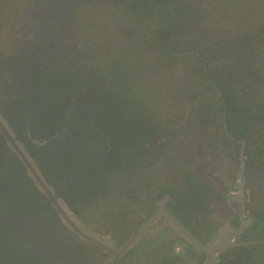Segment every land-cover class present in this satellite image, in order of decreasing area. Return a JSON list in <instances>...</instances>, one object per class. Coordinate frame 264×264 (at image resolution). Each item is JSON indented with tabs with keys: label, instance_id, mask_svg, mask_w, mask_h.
Instances as JSON below:
<instances>
[{
	"label": "trees",
	"instance_id": "1",
	"mask_svg": "<svg viewBox=\"0 0 264 264\" xmlns=\"http://www.w3.org/2000/svg\"><path fill=\"white\" fill-rule=\"evenodd\" d=\"M106 1L128 19L122 33L127 37L135 35L130 47L124 44L123 51L128 48L124 56L122 50L91 55L59 51L55 57L48 56L47 64L33 61L29 65L32 79L28 93L24 82L21 88L13 85L12 97L1 115L55 195L84 223V228L94 234H110L112 244L118 247L134 232L130 230L135 218L128 215L129 197H136V203H141L140 186H145L151 197L169 194L172 212L189 226L188 195L177 192L166 175L154 176L156 171L151 177L143 169L152 166L142 155L148 145L159 137H172L171 134L180 132L173 129L175 124L170 118L163 121L166 127L157 121L168 117L170 112L181 113L184 111L181 107L187 105L196 110L204 103L207 115L202 122L204 132L221 133L218 138L228 144L231 139L223 129L225 124L228 132L244 143L245 164L250 161L264 164V142H259L260 134L255 137L252 132L255 128L260 132L264 127V66L260 65L264 57L256 55L259 38L264 39L260 30L264 25L256 24L254 28L245 21L237 28L238 35L228 31L225 37L207 24L210 14L199 7L201 0ZM56 3L52 0V12ZM111 9L107 5V17ZM100 13H104L103 2L94 5V13L87 18L96 23ZM197 24L203 28L202 32L188 39ZM206 32L210 34L208 40ZM95 39L103 41L99 27ZM151 52L165 64L173 60H186L190 64V92L196 93H191L185 104L181 90L172 87V83L167 85L162 78L156 81L148 77L131 60L133 55L135 61L141 57L145 60ZM210 121L215 122L213 130L209 129ZM6 146L0 130V211L5 217L0 223V264H58V259H65L58 251L64 250L40 244L48 228L53 227L55 233L57 226H51V222L57 216L26 174L16 152L6 155L3 148ZM182 169L195 208L199 202L198 189L202 191L201 199L204 194L212 201L213 194L203 192L207 184L187 168ZM123 194L127 201L117 205ZM259 215L254 228L245 234L250 240L264 237V221ZM30 217L35 230L42 233L36 239L31 231H21ZM202 220L203 235L207 237L220 225L207 215ZM63 230L71 232L66 227ZM158 238L159 234L153 237L154 241ZM143 240L124 251L126 264H185L182 252L170 253L168 248L171 260L165 261L153 242L151 247L146 244L148 249H142L139 243ZM71 249L72 259L63 264H79L76 262L79 259L80 264H97L82 243L74 240ZM253 260L264 264V244L230 248L215 264H254Z\"/></svg>",
	"mask_w": 264,
	"mask_h": 264
},
{
	"label": "flooded vegetation",
	"instance_id": "2",
	"mask_svg": "<svg viewBox=\"0 0 264 264\" xmlns=\"http://www.w3.org/2000/svg\"><path fill=\"white\" fill-rule=\"evenodd\" d=\"M56 1L57 3L54 4L55 8L52 12V0H0V63L2 64V69H0V84L2 85L0 86V116L1 113L6 110L5 105L9 103V99L12 97L11 87L13 85L21 88L22 83L24 82L28 93L30 81L32 79L29 65L32 66L33 61L41 65L47 64V62L50 61L48 60V56L55 57L54 54L59 51H66L72 55L77 52H84L85 55L86 53L91 55L101 51L108 53L110 50H116L117 52H121L122 50L121 55H123V44L116 43L119 40H123L126 46L128 44H133L134 34L132 37H127L126 34H123V36L116 35L117 32H122L123 30L120 20L122 15L117 11L116 7H113L111 2L109 3L106 0ZM100 2L104 3V13H100L101 18L94 23L88 18L91 16L92 12L94 13V5H99ZM107 5L112 7L108 17ZM11 14L15 15L14 23L17 25H12L10 19V17H12ZM75 27L80 31V36L76 35ZM96 27L97 29H95ZM98 27L103 37V41L100 42H96L95 39V33L98 32ZM202 30L203 28H200L199 24L195 25L192 28L188 39H194L200 32H202ZM108 31H110V33ZM232 32L238 35L239 31L235 28ZM223 35L226 37L227 34ZM261 37L264 36L262 35ZM139 38L144 39L145 37ZM139 38L138 40L140 41ZM259 40H261L260 49L264 50V39L259 38ZM257 42L258 41H256V43ZM41 58H45V60H41ZM133 62H135L148 77H153L156 81L161 80L164 75L171 76L172 87L181 90L184 104L187 98L191 96V93L192 95L193 93H196V91L190 92L188 86L183 84L184 78L179 76L180 74H174L173 71L163 70L162 67L164 64L161 61H157L154 67L150 63L151 60H133ZM262 64H264V61H260V65ZM187 69L190 71L189 66ZM189 71L186 73V76L190 77L192 80V72L190 71V73ZM165 104L167 106L170 105L167 101ZM181 108H183L184 111L180 113V117L174 122L175 126H173V129H178L180 132L171 134L172 137H170V135L159 137L156 142H151L150 145H148L146 151L142 152L144 161L152 165L150 169L149 166H143L144 171L148 170L147 172L151 175L153 172L171 166L169 176L170 174H173L174 177L171 176V178H174L172 183L179 186H188L186 178L182 174V168L184 167L196 176H199L201 181H203L201 178L202 175L209 176L211 179L218 182L216 193L219 191L220 194L218 198L220 203H223L226 209L224 212L225 220L223 224H220L221 227L208 237L207 241H204L207 236H204L203 234L200 236L197 235V237L203 242H208L220 230L230 228V232H232V230H241L239 234L232 238L233 242L250 240L245 234L250 229L254 228V218H257L260 216L259 214H261L264 221L263 163L260 164V162H258L255 164L254 161H250L249 164H245L243 152L245 145L241 140L236 139L228 132L225 124H223V129L231 139V142L225 144L223 139H210L211 141L207 142L202 136L204 135V129L202 127L204 125L202 122L205 119L207 120L205 105L197 106L196 110L188 105ZM210 122L211 124L209 127L211 129L215 128V122ZM5 128L8 133L10 132L12 134V136L9 135L10 140L14 144L13 146L9 139L5 137L8 146L3 148L6 150V155L10 156V154L16 152L24 168H26V174L30 176L34 185L38 187L39 191L44 194L46 200L50 202L53 209L52 213L57 216L53 220V223L51 222V226H57L55 235L51 239L47 238L48 235L46 233H48L49 229L52 227L48 228L44 234H42L40 231L35 230L33 218L31 217L22 228V233L31 231L32 234L35 235V239L38 235L42 234L43 237L41 238L40 244L43 243L45 245L47 243L48 245L52 244V248L55 246L62 248L64 251L60 252V250L58 252L62 255L61 257L65 258V262L72 259L73 253L71 250L73 248L71 249V247L73 246L74 240H76L78 243H82L88 252L93 254L97 264H103L102 259H99V257L102 255L103 250H109L85 239L69 225L65 216L59 211L57 206L47 198V195L43 192V188L36 182L27 165L32 166V168L41 175L39 169L35 167L31 159L27 156V153L23 150L19 141H17L14 133L11 132L7 126ZM26 128L28 129L29 127L26 126ZM199 134H201L202 138L198 137ZM240 142L242 144H240ZM177 143H179V145L183 144L182 151H185L179 158L173 151L178 147ZM237 145L239 147H237ZM20 153L25 160L21 157ZM25 161H27L28 164H26ZM241 162H243V168L241 167ZM242 169L243 177L240 175ZM236 173L238 174V180L235 178ZM179 178L183 180L182 184L178 183ZM43 180L48 190L54 193L53 188L45 181L44 177ZM234 190H236V193L233 192ZM149 195V191L145 186H143V192L140 193L141 203H136L137 198L130 195L129 202L131 208L128 209V215L129 217L135 218V224L130 230H139V228L142 227L153 215H156L157 217L151 222V225L146 226L141 232L139 239L144 235H147L148 237L152 235V237H154L158 233H166L167 229H172L173 231H176L177 234L170 233V237H173L174 235L176 237V235H179L189 243H192L163 212L164 208L158 204L165 195L169 196V194L162 193L159 197L156 194L152 197ZM170 200L171 197L169 196V199L165 201L166 203L164 206L172 215H174L172 212L173 210L169 208L168 202ZM126 201V196L123 194L122 198L117 202V205ZM111 206L112 205H109V207ZM256 210H259L260 212L256 213ZM138 212L140 213L139 215H137ZM66 213L69 215V217L66 215L67 218L70 219L73 216L75 222H78L81 231L86 233L87 229L84 228V223H82L81 220H78L67 206L65 207V214ZM4 219L5 217L0 211V223H3ZM247 219H249L250 223L245 221ZM155 220L158 223H156ZM183 224L186 226L185 223ZM64 227L71 230V232H64ZM190 228V226L187 227L189 231H192ZM259 239L264 240V237H260ZM184 246H189L194 252L201 254L200 250L194 249L190 245L185 244ZM168 248L170 253L172 251L176 254L181 251L184 255L190 250L188 248L187 251H185L178 239L172 244L169 243ZM230 248H234V246H230L226 250ZM226 250H224V252ZM53 252L57 253L54 250ZM222 253L219 254L218 258ZM200 258L192 261V263H202V261L205 260L203 255ZM76 262L80 264L81 260L79 259ZM58 264L60 263L58 262ZM68 264L71 263L68 262Z\"/></svg>",
	"mask_w": 264,
	"mask_h": 264
},
{
	"label": "rangeland",
	"instance_id": "3",
	"mask_svg": "<svg viewBox=\"0 0 264 264\" xmlns=\"http://www.w3.org/2000/svg\"><path fill=\"white\" fill-rule=\"evenodd\" d=\"M199 7L204 8V10L210 14V17H209L207 24L212 26L213 30H215L219 33H222V34H227L228 31L231 32V31H234L235 28H240L241 24L244 23L245 21H247L252 27L256 24L260 25V27H262L264 25V0H201ZM11 16L12 17H10V19H11L12 25H17L16 23H14L15 15L11 14ZM125 19L128 20L127 18H125L123 16L120 19L122 27L125 24V22H124ZM254 28H257V26H254ZM75 29H76V35L80 36L79 35L80 31H78V28L75 27ZM260 30H261L262 34L264 35V28L262 27ZM108 32L110 33V31H108ZM205 34H206L207 40L210 39L209 32H206ZM116 35L123 36V33L117 32ZM114 43H115V41H114ZM120 43L123 44V48H124V44H125L124 41L119 40L116 44H120ZM130 46L128 44L126 47H130ZM127 50H128V48H126V50H124V54ZM130 51L134 52L133 50H130ZM256 53H257V51H256ZM124 54H123V56H124ZM129 56H131V54ZM133 56H134V59L131 58V60H136L135 59L136 56L135 55H133ZM257 56L264 57V51L259 48ZM146 57L147 58H145V60H151L150 63L153 65V67L157 61H160L159 58H156L153 56L152 52H151V54L147 53ZM141 59H143V58L141 57ZM261 61H264V60H261ZM185 62H186V60H173L171 64H165V62H163L164 66L162 68H163V70L173 71L174 74H180L179 76L184 78L183 84L188 86V88L190 90V85H191L190 77L186 76V73H188V71H189L187 69V67L188 66L190 67V64H186ZM261 66H264V64H262ZM162 80L167 85L172 83L171 76L164 75ZM199 104H197V105H199ZM201 105H205V104L202 103ZM165 113L167 114L166 110H165ZM172 113L173 112H170V114H167L168 117H162V118L158 119L157 121L160 122L162 126H166V123H164L163 121L168 120L170 118L174 123L180 117V113H178V112L175 114H172ZM209 129L213 130L211 128H209ZM261 129H264V127H262ZM258 131L259 130L257 128L252 130V132H254L255 137H257L260 134V136L258 137L259 142H264V130H261L260 132H258ZM202 136L208 142L211 140H218L219 139L218 137L221 136V133H216L215 131H208V132H204V135H202ZM202 136H201V134L198 135L199 138H202ZM182 146H183V144L178 145V147H176L173 150L178 158L181 156V154L183 152H185V151H182ZM250 146H251V143H250ZM170 167L171 166H167V168H163L162 170L157 171L154 174V176L157 175V176L161 177V176L166 175L167 179L172 183L174 178H171V176L174 177V175L170 174V176H169ZM262 167H264V164L262 165ZM176 176H177V174H176ZM201 178L203 180L202 182L206 183L208 186V187L207 186L203 187V192L205 191V193H212L210 191V187L216 188L215 192H217L218 182H216L215 180L211 179L209 176H206V175H202ZM235 178L238 180V174L237 173L235 175ZM179 181H178V183L182 184L183 180L181 178H179ZM186 186L187 185H185V186L174 185L173 188L175 190H177L178 192L182 191L181 194L188 195V202L190 204V208H189L190 216L188 218V221H189V226L191 227L193 232L199 236L203 234V231H204L203 227H205V226L203 224L202 217L204 215H207L208 219H210L212 221H215L219 224H223L224 220H225L224 212L226 211V209L224 207V204L220 203V200L218 198V196L220 194L219 191H218V193L214 194V197H213V195H211L213 197L212 201L211 200L208 201V199H206L204 194H203V197L201 199L200 196L202 195V191L198 189L199 202L196 203V207L198 208V210H197V208H195V205H194V199L192 198V190L190 187L186 188ZM140 188H143V186H140ZM169 208L171 210H173L170 204H169ZM209 209H210V211H209ZM98 214L100 215V212H98ZM139 214L140 213L138 212L137 215H139ZM91 222H93V221H91ZM220 227H221V225L218 227V229ZM53 229H54L53 227L49 229V232L47 233V235H48L47 238L51 239L52 237H54L55 233L53 232L54 231ZM262 233H264V232H262ZM92 234L94 236L100 238V239L107 240V241L110 240L108 234L107 235H105V234H94V233H92ZM159 236H162V238H164L165 234L161 232V233H159ZM154 240L155 239L152 238V235L149 237L147 235H144V240L142 242H140L139 244H140V246H142L141 247L142 249H148L146 244L151 247V242H154ZM188 248H189V246H184L185 251H187ZM189 249H190L189 250L190 252L195 253L192 248H189ZM126 256L127 255H124V257H122V258L120 257L121 259L120 258L118 260L116 259L117 261L115 260L116 262L113 261L111 264H114V263L115 264H126L127 261L124 260V258ZM108 257H109V255H107L103 259L102 262H104ZM59 261H60V264H63L65 262V260H63V259L59 260ZM253 263L257 264V260H253Z\"/></svg>",
	"mask_w": 264,
	"mask_h": 264
},
{
	"label": "water",
	"instance_id": "4",
	"mask_svg": "<svg viewBox=\"0 0 264 264\" xmlns=\"http://www.w3.org/2000/svg\"><path fill=\"white\" fill-rule=\"evenodd\" d=\"M0 130L2 134L9 139V141L12 143L14 146L13 142L10 140V135L3 125V123L0 121ZM240 144H242L240 142ZM21 154V153H20ZM21 157L25 160L23 155L21 154ZM26 164L27 161H25ZM27 167L30 169L33 177L35 178L36 182L43 188V192L47 195V198L53 202L59 211L65 216L66 221L69 223V225L74 228V230L84 237L85 239L94 242L98 244L102 248H106L109 250L110 256L103 262V264H111L123 251L130 246L141 234V232L145 229L146 226L151 225V222L157 217L156 215H153L142 227L139 228L136 232H134L123 244L118 246L116 249L110 248L109 246H105L103 242L97 240L96 238L92 237L91 235L81 231L79 228L78 222H75V218L72 216V218H67L65 212L61 209V206L59 203H64V201L61 198H58L55 193L50 192L48 188L46 187L43 176L37 173L32 166L27 165ZM241 167L243 168V162H241ZM241 177H243V169L240 173ZM169 199L168 195H165L161 202L158 204L163 207V212L170 218V220L173 222V224L181 230L185 236H187L193 244L197 247V250H200L201 254L204 256L205 260L202 261V263H196V264H211L215 260L218 259V256L220 253L224 252L228 247L234 246H247V245H252V244H263L264 240L257 239V240H250V241H234L232 240L233 237H235L239 232L241 231L240 229L238 230H232L230 232V228H226L223 230H220L214 237H212L208 242H201L199 241L187 228H185L182 223L177 219L174 215L171 214L169 210H167L164 206L166 203L165 201ZM65 204V203H64ZM65 210V208H64ZM250 219V218H249ZM249 219L245 220L246 222L250 223ZM249 225V224H248ZM247 227V226H246ZM107 261V262H106Z\"/></svg>",
	"mask_w": 264,
	"mask_h": 264
},
{
	"label": "clouds",
	"instance_id": "5",
	"mask_svg": "<svg viewBox=\"0 0 264 264\" xmlns=\"http://www.w3.org/2000/svg\"><path fill=\"white\" fill-rule=\"evenodd\" d=\"M2 119H0V121L2 122V123H4L3 125L6 127V125H5V120L3 119V117H2V115L0 116ZM9 134L12 136V134L9 132ZM171 183V182H170ZM210 189H211V192L213 193V196H214V194L216 193L215 192V190H216V188H212V187H210ZM233 192H235L236 193V190H234ZM170 196V195H169ZM58 197V196H57ZM59 198V197H58ZM60 204V206H61V209L65 212V210H64V208L66 207V205L64 204V203H59ZM131 206L130 205H128V209L130 208ZM66 215L69 217V215L66 213ZM176 217V216H175ZM177 218V217H176ZM178 219V218H177ZM180 221V220H179ZM253 221V220H252ZM155 222H156V220H155ZM181 222V221H180ZM256 221H255V218H254V223H255ZM156 223H158V222H156ZM182 223V222H181ZM183 224V223H182ZM184 225V224H183ZM185 226V225H184ZM187 226V225H186ZM185 226V228H187V227H189V226H187L186 227ZM70 227V226H69ZM140 227V226H139ZM71 228V227H70ZM72 229V228H71ZM191 229V228H190ZM192 230V229H191ZM137 230H135L134 232H136ZM133 232V233H134ZM199 241H201L198 237H197V235L193 232V230L192 231H190ZM86 233L87 234H89V235H91L92 237H94V238H96L97 240H99V241H101V242H103L104 243V245L105 246H112V247H110V248H113V249H116L117 247H115L113 244H112V242H111V240L112 239H110L109 241H107V240H103V239H100V238H98V237H96V236H94L91 232H89V231H86ZM132 233V234H133ZM185 235V234H184ZM108 236H109V238H110V234H108ZM140 237V236H139ZM139 237L131 244V245H133L136 241H138V239H139ZM108 238V239H109ZM181 238H183L182 236H179V235H176V237L174 238V240L171 242V244L174 242V241H176V239H178V240H180ZM141 239H144V236L141 238ZM184 239V238H183ZM140 240V239H139ZM185 240V239H184ZM190 240V239H189ZM257 240V239H256ZM186 241V240H185ZM184 241V243H181L180 242V244L184 247V245L186 244V242L191 246V247H193L194 249H197L196 248V246L193 244V242L192 243H189L188 241H186L185 242ZM242 241H247V240H242ZM248 241H250V240H248ZM201 242H203V241H201ZM203 243H205V242H203ZM131 245L130 246H128L126 249H128L129 247H131ZM125 249V250H126ZM124 250V251H125ZM72 252V251H71ZM180 252V251H179ZM179 252H177V253H179ZM124 253V252H123ZM123 253H121L120 254V256L123 254ZM107 255H110V252L109 251H105V250H103L102 251V255L99 257V259H102L104 256L106 257ZM104 257V258H105ZM103 258V259H104ZM220 258V257H219ZM219 258L217 259V260H215L214 262H212L211 264H215L218 260H219ZM103 259H102V261H103ZM65 260V259H64ZM59 261V260H58ZM66 261V260H65ZM187 264H193L192 262H188Z\"/></svg>",
	"mask_w": 264,
	"mask_h": 264
},
{
	"label": "crops",
	"instance_id": "6",
	"mask_svg": "<svg viewBox=\"0 0 264 264\" xmlns=\"http://www.w3.org/2000/svg\"><path fill=\"white\" fill-rule=\"evenodd\" d=\"M171 185L174 186L175 184L171 183ZM188 187L189 186H186V188H188ZM180 192H182V191H180ZM167 233H169V234H167ZM170 233H176L177 234L176 231H173L172 229H167L166 233H164L165 234L164 238H162V236H159V238H158L159 240L158 241L156 240V241L153 242L154 245H155V248L158 249L160 254H161L160 258H163L165 261H168V260L170 261L171 260L170 259L171 256H169L170 254L168 253V246H169V243H171L174 240V238H175V235L173 237H170ZM207 240H208V237H206L204 241H207ZM196 253L197 252H195V254H194L193 252H190L188 250V253L183 256V261L184 262L186 261L185 264H187L188 262H192V261H194V260H196V259H198V258H200L202 256V254H199V253L196 254Z\"/></svg>",
	"mask_w": 264,
	"mask_h": 264
},
{
	"label": "bare ground",
	"instance_id": "7",
	"mask_svg": "<svg viewBox=\"0 0 264 264\" xmlns=\"http://www.w3.org/2000/svg\"><path fill=\"white\" fill-rule=\"evenodd\" d=\"M180 253V252H179Z\"/></svg>",
	"mask_w": 264,
	"mask_h": 264
}]
</instances>
